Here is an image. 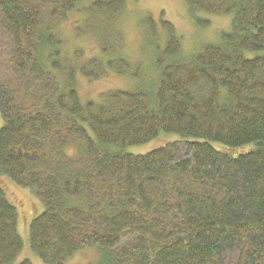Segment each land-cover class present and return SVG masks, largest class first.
Masks as SVG:
<instances>
[{
  "label": "trees",
  "instance_id": "obj_1",
  "mask_svg": "<svg viewBox=\"0 0 264 264\" xmlns=\"http://www.w3.org/2000/svg\"><path fill=\"white\" fill-rule=\"evenodd\" d=\"M82 1L0 0L10 47L0 177L43 206L28 224L30 249L45 264L92 246L111 264H264V0H186L191 10L232 16L230 31L182 59L173 25L161 21L168 38L157 83L85 104L78 73L98 80L108 69L130 71L124 60L65 66L54 24ZM124 1L90 8L116 15ZM161 134L178 139L126 152ZM4 191L0 264H16L19 216Z\"/></svg>",
  "mask_w": 264,
  "mask_h": 264
},
{
  "label": "rangeland",
  "instance_id": "obj_2",
  "mask_svg": "<svg viewBox=\"0 0 264 264\" xmlns=\"http://www.w3.org/2000/svg\"><path fill=\"white\" fill-rule=\"evenodd\" d=\"M93 1L83 0L77 6L78 11L69 13L54 24L57 37L61 40L60 51L65 66L72 67L76 64L81 67L94 59L104 63L109 60H124L130 73L118 76L108 69L98 80L78 73L75 89L82 104L88 101L97 102L102 94L109 91L150 88L157 83L160 69L156 68V60L168 38L160 25L161 21L173 25L180 46L179 56L182 59L192 57L205 45H216L220 42L221 35L229 32L231 28L232 16H210L191 10L186 0H125L123 10L116 15H102L92 11L90 5ZM148 20L155 25V37L151 36L152 29L147 23ZM199 22L203 23L202 26ZM9 57L10 47L8 48L6 39L0 32V78L9 76ZM177 139L175 135L161 134L144 146L128 148L126 152L143 155ZM66 155L75 157V149L68 147ZM0 186L9 195L19 216L18 231L23 250L15 263L28 260L32 264H45L30 249L28 241V224L43 209L40 200L29 189L18 186L15 188L5 177H0ZM65 264H111V256L100 247L92 246L74 253Z\"/></svg>",
  "mask_w": 264,
  "mask_h": 264
}]
</instances>
